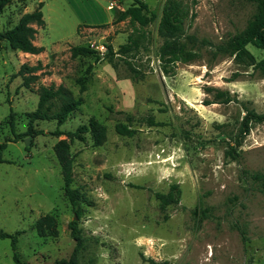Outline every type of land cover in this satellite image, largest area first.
I'll use <instances>...</instances> for the list:
<instances>
[{
  "label": "rangeland",
  "instance_id": "obj_1",
  "mask_svg": "<svg viewBox=\"0 0 264 264\" xmlns=\"http://www.w3.org/2000/svg\"><path fill=\"white\" fill-rule=\"evenodd\" d=\"M142 1L154 20L142 29L138 48L114 57L113 67L107 47L117 51L130 34L141 33L128 20L116 22L132 0H13L0 11V32L40 2L45 22L35 35L34 44L44 47L39 55L0 41V144L6 142L0 231L20 232L17 253L25 264L68 259L75 246L68 229L73 220L83 241L79 264H264V194L262 181L253 178L264 174V123H251L240 144L235 142L244 110L264 113V78L231 57L212 59L208 48L194 62L164 66L157 25L166 0ZM181 1L188 10L186 33L212 44L243 30L255 13L245 0ZM72 46H88L99 59L71 58ZM246 49L256 61L264 56L251 45ZM38 64V80L24 88L20 67ZM234 72L241 75L228 82ZM80 76H86L83 93L75 82ZM59 85L83 104L59 127L52 119L36 120L33 128L45 135L7 142L26 132L38 88ZM206 88L226 90L235 101L206 106L214 93ZM91 118L106 127V139L94 147L86 133L70 145L71 187L81 194L73 208L53 147L69 142L67 134ZM150 118L158 125L150 126ZM119 123L134 134L118 135ZM57 128L63 134L50 135ZM173 184L179 202L161 208L155 194L168 193ZM41 217L51 220L40 236L35 223ZM0 264H15L9 238H0Z\"/></svg>",
  "mask_w": 264,
  "mask_h": 264
},
{
  "label": "trees",
  "instance_id": "obj_2",
  "mask_svg": "<svg viewBox=\"0 0 264 264\" xmlns=\"http://www.w3.org/2000/svg\"><path fill=\"white\" fill-rule=\"evenodd\" d=\"M13 0H0V11L10 4ZM23 1V0H21ZM120 1V0H116ZM255 6V13L247 22L245 28L236 32L219 44H212L205 39H198L193 34H187L185 30V21L188 18V10L184 7L181 0H166L161 16L157 25V35L162 40V44L158 49V57L163 62L164 66H174L176 63L187 64L194 62L201 57V51L208 48V53L212 59L219 56H227L234 59L237 65L252 69V74L257 73L264 78V56L259 61H256L253 55L246 49L247 45H251L264 52V0H245ZM43 4L40 2L36 9L30 13H25L21 16L18 23L11 29L0 32V41H5L11 49L27 53L30 55H39L44 51V47L34 44L37 30L44 29L45 22L41 12ZM149 10L146 3L142 0H132V4L125 10L120 12L116 17V22L128 20L131 26L141 31L139 36H128V42L121 45L117 51H114L111 46L107 47L108 64L112 67L114 57H122L129 52L138 48V39L143 37V28L148 26L153 20L154 15H148ZM71 58L94 56L95 60L99 59L98 53L88 46H72L69 49ZM40 69V64L36 66L22 65L17 73V76L22 78V86L30 89L31 84L38 80L39 76L36 72ZM92 70V65L86 68V74L89 75ZM251 74V75H252ZM241 74L234 72L228 82L235 81ZM86 76L78 77L75 82L79 86V92L86 91L85 85ZM206 92H214L212 100H204V105L214 103L228 104L235 101V98L226 90L206 88ZM38 103L35 111L27 114L28 127L24 134H13V140L7 142H16L20 137H36L45 135L42 130H35L33 123L36 120H55L57 126H61L68 116L77 110L82 104L81 97L75 98L71 92L62 85L55 86H40L37 90ZM58 102V106L52 114L50 111L55 107L54 102ZM245 114L239 123L238 133L235 138L236 145L240 144V139L244 138L249 133L251 123H264V113H256L253 110H244ZM14 113L11 111L9 115V125L13 131ZM150 126L158 125L151 118L148 119ZM115 132L120 136L131 137L134 130H131L124 124H116ZM90 133L92 137V145L94 147L101 146L106 139V127L91 118L88 124L80 125L74 132H69V142L59 141L53 147L55 158L61 168L63 181V192L70 205L75 208L76 202L81 198L78 190L71 187L73 182V157L70 152V145L74 140L83 141V135ZM63 132L58 128L51 132L52 136H60ZM6 148V142L0 144V163L3 162L2 152ZM228 156L234 159L235 154L233 149L228 150ZM253 178L262 181L261 191L264 194V174H254ZM180 189L177 184L170 186L168 193H156L155 198L159 201L161 208L169 205H175L179 202ZM76 216L79 213L75 212ZM51 217H41L37 219L35 228L38 235H43L44 227ZM70 236L75 242L73 251L68 259H61L56 264H79V256L83 249V241L81 230L78 227L77 221L73 220L68 224ZM0 231V238L11 239L12 259L15 264H25L20 261L17 253V235Z\"/></svg>",
  "mask_w": 264,
  "mask_h": 264
},
{
  "label": "crops",
  "instance_id": "obj_3",
  "mask_svg": "<svg viewBox=\"0 0 264 264\" xmlns=\"http://www.w3.org/2000/svg\"><path fill=\"white\" fill-rule=\"evenodd\" d=\"M38 1H40V0H38ZM114 2H112V3H110V4H113ZM109 3H108V5H107V9H110V8H112V6L110 5ZM111 6V7H110ZM109 22V19L107 20V22L106 23H108ZM104 25V24H103ZM94 27V26H93ZM43 47V46H42ZM27 54V53H26ZM34 56H36V55H34Z\"/></svg>",
  "mask_w": 264,
  "mask_h": 264
}]
</instances>
